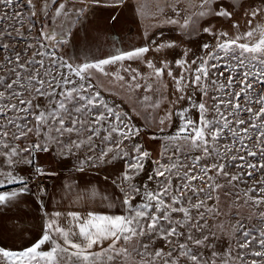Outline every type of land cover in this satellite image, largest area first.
<instances>
[{
    "label": "snow or ice",
    "instance_id": "snow-or-ice-1",
    "mask_svg": "<svg viewBox=\"0 0 264 264\" xmlns=\"http://www.w3.org/2000/svg\"><path fill=\"white\" fill-rule=\"evenodd\" d=\"M18 2L20 0H0V6L13 9ZM80 2L83 3L84 0ZM95 2L99 3L100 0ZM212 2L213 0H201V7L211 5ZM68 3L69 0H42L41 13L49 17L50 23L42 27L40 36L54 45L67 43V40L58 39L57 26L69 19L70 13L78 17L83 12V9H70ZM28 7L33 9L31 16H35L32 0H29ZM260 11L261 9H253L251 16L255 18ZM206 14L204 11L199 13L200 16ZM214 14L221 17L231 16V13L223 8ZM7 19L22 23L23 17L19 12H13L11 16L5 13L0 16V24ZM169 22L177 23L175 20ZM187 23L188 20H185L182 27ZM248 24L251 26L252 20H249ZM203 32L216 37L215 48L223 55H214L212 51H208L206 58L200 57L201 62L194 69L191 65H196L197 60L194 59L189 64L186 60L177 59L175 64L184 68V72L190 73V79L187 81L184 72L177 77L168 69L167 75L173 77L177 92L193 87L202 93V99L199 103L192 104V108L199 113L198 122L191 117L188 108L176 113L179 124L173 133L164 137L165 142L160 152L164 161H152L154 167L148 175V181L155 180L154 188H150L147 183L142 186L133 183L134 179L145 171V162L150 158V152L143 150L139 145L133 144L126 150L125 141L138 136L140 129L132 126L122 111L100 98L99 92H90L92 85L88 83L89 70L105 72V65L139 58L149 51L147 47L79 66L68 63L55 53L48 54L44 51L34 52L32 59L21 63L20 54L17 53V67L23 70L24 75L14 68L12 71L16 79L11 83L0 77V85H3L8 93L6 96L5 91H0V102L9 98L19 100V104L0 103V116L6 118L5 123H0V148L7 150L0 151V156L7 157L6 163L14 166L23 161L21 153L31 156L34 152H49L48 142H54L69 153L73 148L79 150L82 147L94 152L97 150L94 138H97L104 144V148L99 149L95 159L88 156L81 160L76 170L83 172L85 164L95 167L97 163H110L127 158L119 181H113L114 185L119 183L120 195L109 202V207H113L118 200L123 212L107 214L88 211L86 215L68 212L67 215L71 219L68 226H61L58 219L62 214L54 212L45 224L42 236L34 244L19 251L0 248V264H155L156 258L162 259L163 264H179V259L173 258L172 251L152 250L149 244L157 239L171 244L172 237L185 236V232L179 229H186V239L195 245L210 246L205 244L209 239L207 235L201 239L195 238L191 233L192 229L202 232L207 226L205 212L200 210L210 212L213 209L206 208V201L214 198L213 193H217L215 198L218 200L219 191L229 194L228 187H235L233 182L241 181L244 176L255 179L254 174L257 172L264 176V25L250 27L248 31L235 37H229L227 32L216 36L208 27L203 28ZM4 34L0 32V35ZM220 37L227 39L221 41ZM173 46L168 44L160 47ZM28 47L31 48L32 45L29 44ZM202 48L209 49L210 45L204 43ZM184 55L187 56V52ZM37 56L40 59H36ZM46 57L49 60L47 67ZM212 60L217 62L210 64L209 61ZM148 66L154 67L151 61ZM65 68L68 74L60 71ZM213 69L216 71L213 72ZM131 71L136 72L135 69ZM154 72L156 77H160L163 70L154 68ZM73 76L78 80L72 79ZM117 78L124 79L119 75ZM136 78V75L132 77L133 80ZM14 85L28 91L30 98L23 99L24 93L17 91ZM135 87L139 88L140 85L136 84ZM39 98H43L45 102H38ZM185 99L191 100L192 97L180 95L177 101ZM8 112L23 113V116L13 119L7 117ZM29 117L34 121L31 126L16 122L27 120ZM168 119L171 121V114ZM160 124H165V120H160ZM8 125H14L16 129V132L11 133L12 140H30L31 136L35 135L42 138L43 142H32L30 146L23 148L19 145L12 147L3 139L10 135ZM160 131L163 132L164 129L161 128ZM73 133L78 137L83 134L86 138L79 141L62 139L65 134L71 137ZM224 140L228 142H223ZM193 151L199 154L190 155ZM13 157H21V160H14ZM249 157L252 160H249ZM256 157L260 160L256 161ZM237 161L240 163H235ZM27 162L32 163L30 159ZM229 164L237 171H230ZM35 172L37 175L45 174L38 165ZM217 177L224 178L225 183H221ZM14 183L23 185L20 192L28 190L24 177L13 175L11 171H0V186ZM256 184L257 186L245 190V203L250 201L259 207L264 205V179ZM18 194L16 191L0 193V205ZM97 195V192H91L92 197ZM138 196L142 202L133 204ZM78 199L87 197L81 195ZM101 199L109 200V197L102 196ZM194 211L196 215H193ZM174 214H182V218L176 219ZM257 215L264 219V212ZM250 235V232L244 231V239L238 241L237 248L245 252L250 250L249 254L259 259L246 262L244 253H237L233 257L231 249L227 253L213 250L211 255L215 259L211 264H217V260L220 264H230L232 260H238L239 264H264V228L260 230L258 237L248 239ZM133 240L136 241V246L130 248ZM253 244H258V248L253 249ZM45 245H49L47 250L43 247ZM178 247L180 255L192 264H202L199 254L186 244L180 243ZM146 256H152L153 259L146 260ZM136 257L140 259L136 260ZM203 264L209 262L203 261Z\"/></svg>",
    "mask_w": 264,
    "mask_h": 264
},
{
    "label": "rangeland",
    "instance_id": "rangeland-1",
    "mask_svg": "<svg viewBox=\"0 0 264 264\" xmlns=\"http://www.w3.org/2000/svg\"><path fill=\"white\" fill-rule=\"evenodd\" d=\"M28 3L29 0H20L13 9H5L0 6V16L5 13L11 16L13 12H19L23 17L22 23L7 19L3 24H0V32L5 33L0 35V77H4L9 83L16 79L12 69L15 68L17 72L24 75L23 70L17 67V53L20 54L21 63L32 59L34 52L44 51L48 54L55 53L57 57L63 58L68 63L79 66L84 63H95L111 56H118L141 47L149 49L139 58L134 57L131 60L125 59L116 61L111 65H105V72H99L95 69L89 70L88 83L92 85V88L89 89L90 92H99L100 98L104 99L110 106L122 111L125 114V119L132 126L140 129L139 135L125 141V145L126 150L136 144L143 150L150 152V158L145 162V171L133 181L138 186L147 183L150 188L155 187V180L148 181V175L151 174L154 167L152 161L157 159L164 161L160 152L165 142L164 137L173 133L179 124L176 113L188 108L191 117L197 122L199 121V113L192 108V104L201 101L202 93L193 87H188L183 92H177L173 77L167 75L168 69H171L173 75L178 77L184 72V68L175 64L177 59L186 60L189 64L192 60H197L196 65H191V68L194 69L201 62L200 57L206 58L208 51H212L214 55H223L215 48L216 37L203 32L205 27L211 28L216 36L227 32L229 37H235L242 35L250 27H255L258 24L264 25V0H213L211 5H204L203 7H201V0H100L99 3L95 0H84L83 3L80 0H69L68 7L70 9H84L83 18L87 22L83 25V29L80 27L73 28L70 32L71 42L76 45V48L75 53L70 48H68L67 53L65 50L67 44L54 45L40 36L42 27L50 23L49 17L43 16L41 13L42 0H32V4L35 6V16H31L33 9L28 7ZM86 5H93V7L88 8ZM221 8L231 13V16H216L214 12ZM253 9H261L255 18L251 16ZM115 11L121 15L120 19L123 22H128V19L139 20L142 33L137 31L132 35H126L127 33H123L124 35L114 34V25L110 24L112 22L109 20L111 17L115 19ZM201 11L207 14L200 16ZM73 17L76 18V16ZM170 20H175L177 23H170ZM185 20H188V23L182 27ZM249 20H252L251 26L248 24ZM134 31L136 30L134 29ZM7 33L11 34L8 35ZM224 39L227 38L220 37L221 41ZM204 43L209 44L210 48H202ZM29 44L32 45L31 48L28 47ZM168 44L174 46L160 47ZM4 45L7 47L5 48ZM185 52H187V56L184 55ZM65 53L68 55L67 57ZM36 59H40V57L37 56ZM149 61L154 67L148 66ZM216 62L214 60L209 61L210 64ZM48 64L49 60L46 57L45 66L47 67ZM154 68L163 70L160 77L155 76ZM132 69H135L136 72L131 71ZM60 71L68 74L66 68ZM212 71L215 72L216 70L213 69ZM117 75L124 77V79H118ZM134 75L137 76L136 80L132 79ZM184 76L185 81L190 79L189 72H184ZM72 79L78 80L75 76ZM136 84H139L140 87L136 88ZM14 88L24 93L23 99L30 98L29 92L24 88H20L19 85H14ZM0 91L6 92L3 85H0ZM180 95L191 96L192 99L177 101ZM216 95L219 94L216 93ZM38 102L44 103L45 101L43 98H39ZM0 103L19 104V100L9 98ZM20 107L24 106L20 105ZM170 114L171 121L168 119ZM17 116H23V113H7V117L13 119H16ZM162 119L165 120L163 125L160 124ZM5 122L6 118L0 116V123ZM16 122L27 123L30 126L34 124L31 117L23 121L16 120ZM161 128L164 129L163 132L160 131ZM7 130L10 135L3 139H6L12 147L19 145L23 148L30 146L32 142H43L42 138L35 135H32L30 140H12L11 133L16 132L15 126L8 125ZM85 138L83 134L78 137L75 133L71 137L67 134L62 137L65 141L69 139L79 141V139ZM94 140L97 145V150L94 152L82 147L79 150L73 148L72 152L69 153L67 149L62 150L54 142H48L49 152H34L31 156L28 153H21L24 158L23 161L14 166H9L6 163L7 157L0 156V171H11L13 175L24 177L28 186L27 191L20 192L23 185L14 183L19 184V188L0 191V193L12 191L19 193L5 204L0 205V248L19 251L34 244L42 236L45 224L55 211L73 210L74 207H77L76 209L81 215H86L88 211L107 214L123 212L118 200L116 206L113 207H109V202L120 195L119 183L114 185L113 181H119L127 158L113 160L110 163H97L95 167H89L85 164L83 172L76 170L81 160H85L88 156H93L95 159L99 154V149L104 148V144L99 139L94 138ZM223 142L228 141L224 140ZM0 151L7 150L0 148ZM198 154L195 151L190 153L192 156ZM13 159L20 161L21 157H13ZM29 159L32 163L27 162ZM248 159L252 160L251 157ZM255 159L256 161L260 160L259 157ZM37 165L43 169L44 175H37L35 172ZM229 169L233 172L237 171L232 167V164H229ZM210 175H214V173H210ZM254 175L255 179L244 176L241 181L233 182L235 187H228L227 192L229 194L219 191L218 200L215 198L217 193H213L214 198L206 201V208H211L213 211L200 210L205 212L207 226L202 232L192 229L191 233L195 238L201 239L207 235L209 239L205 244L210 246L195 245L186 239L187 230L179 229L185 232L184 237H172L171 244L158 239L150 241V249L172 251L173 258H178L179 264H192L190 260L180 255L178 247L180 243L186 244L188 248L198 253L202 264L203 261H208L211 264V261L215 259L211 255L213 250L227 253L231 249L233 257L237 253H244L246 262L259 259L252 257L249 254L250 250L245 252V250L237 248L238 241L244 239V231L251 233L248 239H253L258 237L260 230L264 228V219L257 215L259 212H264V205L256 207L250 201L245 203L247 200L244 195L245 190L248 187L257 186L256 182L264 179V176L259 172ZM35 176L43 177V182L35 183L33 181ZM216 179L225 183L224 178L217 177ZM9 185L12 184H4L0 187ZM92 191L99 195L92 197ZM81 195L86 196L87 199H78V196ZM102 196H108L109 200H102ZM226 196L232 200H230L231 203L226 199ZM140 202H142L141 197L138 196L133 204ZM193 215H196L195 211ZM174 217L181 219L182 214H174ZM58 221H62L66 226L71 224L68 215L67 219H58ZM200 223H204V221H200ZM234 229L240 230L234 231ZM43 247L47 250L49 245ZM252 248H258V244H253ZM139 259L136 257V260ZM145 259L151 261L153 257L146 256ZM155 264H163L162 259L156 258ZM217 264H220L219 260H217ZM230 264H239V261L232 260Z\"/></svg>",
    "mask_w": 264,
    "mask_h": 264
},
{
    "label": "trees",
    "instance_id": "trees-1",
    "mask_svg": "<svg viewBox=\"0 0 264 264\" xmlns=\"http://www.w3.org/2000/svg\"><path fill=\"white\" fill-rule=\"evenodd\" d=\"M86 6H88V8L89 7H93V5H86ZM115 12H116L115 13V19H113L111 17L110 20H109L110 22H112L110 24L114 25V30H113L114 34L121 35L123 33H127L126 35H132V33H135L137 31H140L142 33L141 28H140V26H141L140 23L141 22L139 20H137V19H135V20L128 19V22H123L120 19L121 15H119V13L117 11H115ZM83 14H84V9H83V12H81L78 17L76 16V18L71 16V13H70L69 19L64 20L63 23L59 24L57 26V28H56V31H57V34H58V39L67 40V43H63L64 45L67 44V47L65 48L67 53L69 51L68 48L74 50V53H75L76 45L71 42V37H70L71 34H70V32L73 30V28L77 29V28L80 27V29H83V25L87 22V20H85V18H83ZM71 18H73L74 20L71 19ZM123 23L128 24V26L127 25L123 26L122 25ZM134 29L136 31H134ZM66 32L69 33V34L65 35ZM121 40H123V39H121ZM141 40H142V38H141ZM65 55H66V57L68 56L66 53H65ZM16 185H18V184H12V185H9V186L0 187V190L5 189V188H9V187H12V186H16Z\"/></svg>",
    "mask_w": 264,
    "mask_h": 264
},
{
    "label": "crops",
    "instance_id": "crops-1",
    "mask_svg": "<svg viewBox=\"0 0 264 264\" xmlns=\"http://www.w3.org/2000/svg\"><path fill=\"white\" fill-rule=\"evenodd\" d=\"M40 185V184H39ZM19 184L18 185H16V186H12V187H9V188H5V189H2V190H8V189H17V188H19ZM37 186V185H36ZM2 190H0V191H2ZM48 200V199H47ZM77 207H74V209L73 210H65V211H55V212H60L62 215L59 217V219L60 220H62V219H67V213L68 212H78L77 211V209H76ZM58 223L61 225V226H66L65 225V223H62V221H58Z\"/></svg>",
    "mask_w": 264,
    "mask_h": 264
},
{
    "label": "built area",
    "instance_id": "built-area-1",
    "mask_svg": "<svg viewBox=\"0 0 264 264\" xmlns=\"http://www.w3.org/2000/svg\"><path fill=\"white\" fill-rule=\"evenodd\" d=\"M43 180H44L43 177H36V176L33 177V181L35 183H37V184L40 183V182H43Z\"/></svg>",
    "mask_w": 264,
    "mask_h": 264
},
{
    "label": "water",
    "instance_id": "water-1",
    "mask_svg": "<svg viewBox=\"0 0 264 264\" xmlns=\"http://www.w3.org/2000/svg\"><path fill=\"white\" fill-rule=\"evenodd\" d=\"M136 245V241L135 240H133L132 241V244L131 245H129V247L131 248V247H133V246H135Z\"/></svg>",
    "mask_w": 264,
    "mask_h": 264
},
{
    "label": "flooded vegetation",
    "instance_id": "flooded-vegetation-1",
    "mask_svg": "<svg viewBox=\"0 0 264 264\" xmlns=\"http://www.w3.org/2000/svg\"><path fill=\"white\" fill-rule=\"evenodd\" d=\"M236 12H237V11H236ZM122 25L125 26V25H127V24L123 23ZM226 199L231 203L232 200H231L230 198H228V197L226 196ZM230 200H231V201H230Z\"/></svg>",
    "mask_w": 264,
    "mask_h": 264
}]
</instances>
